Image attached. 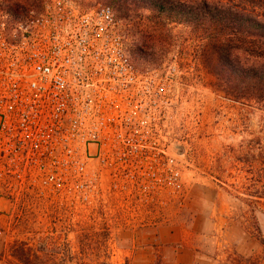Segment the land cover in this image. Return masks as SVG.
<instances>
[{
    "label": "built area",
    "instance_id": "built-area-1",
    "mask_svg": "<svg viewBox=\"0 0 264 264\" xmlns=\"http://www.w3.org/2000/svg\"><path fill=\"white\" fill-rule=\"evenodd\" d=\"M31 2L0 10V213L37 197L157 227L140 215L184 196L169 119L187 77L174 64L141 70L109 5Z\"/></svg>",
    "mask_w": 264,
    "mask_h": 264
},
{
    "label": "rangeland",
    "instance_id": "rangeland-1",
    "mask_svg": "<svg viewBox=\"0 0 264 264\" xmlns=\"http://www.w3.org/2000/svg\"><path fill=\"white\" fill-rule=\"evenodd\" d=\"M76 1L85 8L113 7L110 0ZM31 3L0 0V10ZM114 10L124 25L127 48L141 70L174 64L188 80L182 84V100L169 119L171 152L183 164L184 196L151 214H141V219L158 226L169 222L189 228L198 214L206 213L213 221L209 235L224 243L223 252L231 253L233 264H264V201L254 212L255 227L247 196L256 190L264 195L258 158L264 149V104L236 102L217 89L218 80L204 62L203 41L190 28L175 24L161 28L148 9L130 6L121 14ZM254 14L264 15L260 10ZM183 66L191 69L189 75ZM2 205L7 209L0 213L2 235L33 243L48 236L52 241L44 255L60 257L65 252L76 256L74 263L99 264L115 255L112 263L124 264L119 248L132 250L122 245L123 240L132 239L140 230L131 226L139 219L136 215L113 206L103 209L70 201L57 205L37 197ZM219 208L224 212H218ZM194 229L186 231L199 232L197 224Z\"/></svg>",
    "mask_w": 264,
    "mask_h": 264
},
{
    "label": "trees",
    "instance_id": "trees-1",
    "mask_svg": "<svg viewBox=\"0 0 264 264\" xmlns=\"http://www.w3.org/2000/svg\"><path fill=\"white\" fill-rule=\"evenodd\" d=\"M118 13L130 6L148 9L159 19L161 28L167 24L190 28L203 41L202 53L207 68L218 80V90L236 102L264 104V0H110ZM251 9V11L249 10ZM126 10V11H125ZM264 173V149L259 155ZM257 159V158H256ZM254 167L251 171L254 172ZM259 171V170H258ZM260 172V171H259ZM255 174L252 177L255 178ZM255 182L260 183L255 179ZM264 187V183H263ZM249 196L253 220L264 195L256 190ZM264 205V204H263ZM48 236L34 243L14 240L9 245L11 264H87L76 262V256L63 252L60 257L44 255L51 245ZM65 245V244H64ZM111 257L107 262L111 264Z\"/></svg>",
    "mask_w": 264,
    "mask_h": 264
},
{
    "label": "crops",
    "instance_id": "crops-1",
    "mask_svg": "<svg viewBox=\"0 0 264 264\" xmlns=\"http://www.w3.org/2000/svg\"><path fill=\"white\" fill-rule=\"evenodd\" d=\"M218 212L224 211L219 208ZM220 220L223 221V218ZM212 223L211 217L202 213L189 228L166 222L158 227L140 229L132 239L123 240L122 245L128 244L132 250L119 248V252L124 264H156L158 261L160 264H233L229 258L231 253L223 252L226 249L224 243L209 235ZM195 224L199 226L198 233L186 231L194 229ZM11 243L0 233V264L12 263L9 253ZM114 256H111L110 263Z\"/></svg>",
    "mask_w": 264,
    "mask_h": 264
}]
</instances>
